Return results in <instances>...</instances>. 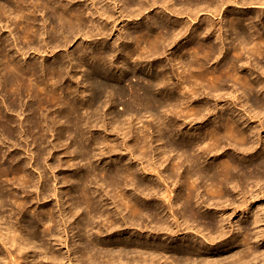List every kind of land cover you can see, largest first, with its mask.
Listing matches in <instances>:
<instances>
[{
  "label": "bare ground",
  "instance_id": "6f19581e",
  "mask_svg": "<svg viewBox=\"0 0 264 264\" xmlns=\"http://www.w3.org/2000/svg\"><path fill=\"white\" fill-rule=\"evenodd\" d=\"M28 1L17 0V9L21 13H19V19H23L26 24L23 26L22 35L19 38L26 41L28 48L19 47L13 41L14 44L11 49L13 53L9 54L11 50L7 51L6 46L3 47L2 43L0 44V86L10 96V105L5 104L6 109L4 112L0 105V131L6 138H10L12 135H19L21 139L23 136L19 133L27 130L37 146H34L36 150L29 148L27 152L24 150L28 154L26 155L28 156L27 161L19 160L20 156L17 157L16 154L9 157L12 164L16 162L14 165L4 167V163L2 164V161H0V264H66L64 262L65 259L68 264H79L82 262H88V264H264V209L261 206V208L256 207L253 202V196L248 197L249 193L244 190V187H247L246 185L249 183L258 186V188L256 187L257 189L255 188L257 193L262 190L259 184L262 183L264 189V154L260 153L258 155L259 160L256 159L249 165L243 164V161L246 162V160L254 157H244L245 154H248L247 152L250 153L253 150V145H248L250 142L249 134L240 127L241 123H246L249 120L255 119L258 121L259 115L264 118V89L260 80L251 78L252 74H241V72L240 75L237 68L238 59H241L245 53L246 57L247 53H251L250 55H257V57L264 59V9L260 13L261 17L257 19L255 18L256 16L251 15L252 13L249 15L246 10L240 7L247 4H257L264 8V0H85L89 2V6L85 3L88 6L87 10L82 5L71 3L67 6L68 3L65 0H41V4L38 3L40 9L49 12L46 19L43 17L44 20L42 19V22H44V25L41 28L38 24L36 28L33 23L35 19H33L34 16L32 17V15L34 14L32 13H36V5L32 12L27 13L25 11L26 6L24 5ZM35 1L37 3L39 0H34V4ZM226 3L233 5V13L225 9L224 5ZM239 3L241 4L240 6H238ZM154 6L159 9L157 17L148 18L145 22L138 23L137 26L126 33L120 31L121 38H130L133 42L132 46L127 44V47L123 46V50L120 51L131 49L125 52V55L137 54L139 58L145 53L141 51L146 50V53H148L147 57L150 58L160 54L164 47H173V44L177 46V50L172 54V60L175 65L179 66L178 80L170 82L174 79L176 73L168 71L169 67H165L167 69L163 68L165 70L161 72L162 76L157 75L148 79V83L154 87L163 85L162 88L167 89L169 87L167 86L168 83L173 85L169 88L170 91H167L166 100L159 102L148 99V102H152L154 105L158 103L161 107L165 106V108L167 106L169 108V105L173 106L174 102L185 105L182 109L180 107L179 111L173 107L166 111L165 114L170 115L169 117L167 115L168 122L162 125V121V127L157 129L159 134L155 140L157 143H162L156 146V157H149L147 152V149L151 150L152 144L155 142L154 139L150 140L148 133L144 135L141 133L143 136H139L140 133L131 134L135 122H133L134 124H129L125 121L123 116L126 113L124 112L121 118L129 124V127H125V133L122 134L124 144L120 148L118 143L113 150L114 152L120 148L127 152L126 156L119 157L120 159L117 158L113 165L114 170L124 162V166L120 170L115 172H109V170L108 172H105V170L102 172L101 170V173L95 168L90 171L85 170L80 175L74 173L71 174L73 175L71 177H67V175L59 178V175L66 171L63 164L54 165L60 168L56 172L57 168L55 169L51 166L53 164L44 163V167H47V165L50 167L51 179L46 174L47 170L42 169L41 165V160L45 153L44 149L41 148V143L46 142L47 137L40 126L45 121L47 130L50 132L52 125L54 124L55 126L56 124L55 121L52 124L49 116L44 117V121L42 118H37L36 110H39L44 103L46 106L47 102L55 100L53 99V94L57 90L65 68L61 60V62L54 61L52 65L41 64L37 66L36 64L26 63V55L31 52L30 50L34 54L42 52L39 47L35 45L31 47L29 45L35 43L38 37L45 33L47 35L48 33L49 35L50 33L56 34L60 29L64 33L66 27L70 29L69 33H71L70 35L68 34L69 36L75 31L80 33L86 29L88 23H90L92 31L97 29L99 31L98 34H105V30L117 28V23H123L126 18L138 16L141 19L146 18L148 14L145 11ZM13 9H16V7ZM3 11L4 9H0L1 15L6 13ZM166 11L168 14L175 16L186 14L187 18L190 19L189 22L193 21V17H197L200 11H207L215 16L219 15L220 19L218 18L219 21L217 20L218 23L215 25L209 21L204 24L199 20L200 23L196 25V22L193 27L190 25L191 23L183 24L182 22L171 20V17L163 16ZM86 14H88V17H86ZM2 17L4 18V16ZM47 20H49L50 29L47 28ZM6 23L0 22V29L7 28L10 34H14L13 28H9ZM41 29L45 30L44 33ZM248 29H254L253 33H248ZM188 30L191 31L189 38L185 42L179 43L185 31ZM203 31H206L207 37L211 36L213 40L211 38L198 39ZM66 32L68 33V30ZM230 32L235 35L234 41L237 42L229 46L231 53H234L235 57L230 60L223 59L225 61H221L223 63L219 61L221 63L219 66L210 69L205 67V64L210 59H217L223 53L224 48L221 45V40L223 36ZM86 33V31L83 32V34ZM61 35L64 34L61 33ZM65 37L64 35V38L59 41L63 42ZM2 40L0 37V41ZM15 40H17L16 36ZM68 41L66 38L63 43L67 44L70 42ZM26 44L24 43V45ZM143 44L145 46H142ZM48 45L47 42L44 43V51L46 53L54 52L55 48L50 50ZM57 45L55 46L57 47ZM103 53L106 52L104 51ZM21 55L25 59L24 63H20L17 58ZM186 55L188 59L184 61ZM107 57V54L103 56V58ZM92 58L93 60L96 59L97 55H93ZM103 61L105 62V60ZM183 62L186 64L185 66L191 69L189 74L179 71ZM171 63L174 66L173 62ZM91 64L86 72L89 71V77L97 80L96 74H102L104 67L102 68L98 64ZM161 65L158 66L160 67ZM195 65L201 67L200 71H196ZM261 68H263L262 71L264 73V66ZM32 77L37 83H40L39 86L47 79L54 81L51 83L52 86L50 85L52 89L46 92L49 93L48 96H51L49 99L48 96L43 98L44 96L40 94L42 92L37 91L38 89L35 90L32 81L29 82ZM205 81L207 85L204 84ZM230 81L233 83L231 86L228 85ZM185 82L188 87H186L187 85L182 87ZM202 82L206 85L205 89L214 92L213 95L217 94V97L220 93L224 94L222 93L223 91L226 92V90H223L225 88H228V90L230 88V92L227 95L231 97H234L236 91L242 90L240 92L243 94V98L245 97L242 100V107L249 106L253 115L251 116L252 113H248L247 117H245L244 113H246V110H243V116L230 114L224 118L220 125L209 124L207 125L208 127L202 128V131L195 130L193 133H182L178 138H175V134L171 135L168 133L165 135L162 132V128L166 129L167 127L176 126L175 117L179 113H182L184 119L189 118L188 124L192 123L193 127L196 120L200 119L199 117L205 110L203 103H197L200 102L197 93L199 88H201L200 86H202ZM92 84L94 87L96 81L95 84ZM35 85V87L39 88L36 83ZM136 89L138 90L137 87ZM141 89L144 91L141 93L143 96H149L148 88H140V91ZM70 92L72 91L70 90ZM29 93L36 99V108L31 105L30 109L33 112V116L25 120L26 123L20 121L18 123L15 120L16 117L14 119L11 116L12 114H10L16 110L12 108V105L21 96L24 94L28 96ZM179 93H182L183 97L178 95ZM257 93L263 96L261 100L255 95ZM118 94L120 93L116 95ZM251 94L255 95L252 101H250ZM138 96L136 99H138ZM222 96L220 95L216 100H219L218 103L225 105L227 101H224ZM139 98H141V95ZM239 98L241 100L242 97ZM79 103L83 102L80 101ZM79 103H69L71 108H69L70 105L68 104L66 107L75 111L76 107L80 105ZM233 106L235 107V105ZM82 107L84 108V105ZM148 111L150 116H155L156 113L151 110ZM20 113H17V117ZM211 115H215V112H211ZM115 119L117 120V118ZM135 119H137V121L135 120L137 124L142 121L138 116ZM240 119L242 122H240ZM78 121H81V119H78ZM14 125L20 127V132L14 134L12 129ZM258 126L263 128L264 122L260 121ZM21 127H26L27 129L21 130ZM126 128L129 129L127 130ZM127 135L129 136L126 137ZM233 143L235 145L233 150H239V154H242L239 158L228 155L224 151L225 145H232ZM101 144L106 147L109 144V140L104 138ZM12 147L14 148V145ZM15 147L17 148V146ZM50 149H52L51 144ZM104 150L105 148L103 147L101 151L105 152ZM219 151H221V155L215 156ZM262 151H264V147ZM106 153L108 154L109 151ZM210 155H212L213 159L211 161L207 160V163L202 165L205 160L201 161V159ZM127 156H129L128 161L129 159L136 162L140 160V162L138 161L140 167L134 168L129 162L125 163ZM31 168L39 171V180H37L38 178H35L36 181L33 180L32 171L28 172ZM95 170L103 175L102 179H100L101 182L97 179L99 174H96ZM5 171L7 174H11L12 180L14 178L17 183L16 181H13V183L7 181L8 183H5L2 180L3 172ZM139 171L140 175H138ZM62 179L63 181L60 182ZM70 181L73 185L69 187L67 192H64L63 188L58 187V183L65 185ZM14 184L16 186H11ZM6 185H10V187H6ZM230 186L231 189L236 190L235 193L238 196V202L233 205L230 204L232 212L238 210L240 218L234 224L233 222L230 223L228 230H226L223 222L233 214H227L228 205L224 203L229 200L230 193L226 189ZM29 187L33 189L31 191L32 194L28 196L25 193V188ZM179 187L181 190H179ZM30 188L29 191L31 190ZM107 188H110V190H107ZM201 188L209 197L205 199L208 202L206 204L200 201L199 190ZM73 192H76L77 195L75 196ZM65 196L68 198L65 199ZM49 197L52 198L48 200ZM41 200H47V203L38 205ZM125 212L126 214H124ZM27 214L31 216H27ZM95 219L99 220L96 221ZM168 219L173 220L174 223L168 221ZM246 219L249 221L246 222ZM95 221L96 226H93ZM144 221H147L146 224ZM76 228H78V232H83H76ZM94 228L96 231H93L96 232L97 239L92 237L90 232L87 235L84 232L85 229L92 231ZM185 230H191L194 235L179 233L181 231L185 232ZM76 234L79 237V241H77L80 246L81 244L83 246L80 247L77 244L78 242H74L71 246L72 249H70L66 243L67 238L71 236V238L75 239ZM103 234L106 237L100 239ZM196 236H199V238ZM60 245L64 246L67 252L73 255V259H71V256H65L61 252Z\"/></svg>",
  "mask_w": 264,
  "mask_h": 264
},
{
  "label": "rangeland",
  "instance_id": "374dc122",
  "mask_svg": "<svg viewBox=\"0 0 264 264\" xmlns=\"http://www.w3.org/2000/svg\"><path fill=\"white\" fill-rule=\"evenodd\" d=\"M33 1L34 0H29L27 2V4L24 5V6H26L25 11L27 13H29V12H32L35 8L37 9L36 13H32V14H34V15H32V17L34 16L33 19H35V21L33 23H34L36 28L38 27V25L41 28L44 25L43 24L44 22H42L44 20L43 17H45V19H46L47 16L49 15V12L48 11L46 12V11H43L40 9L38 3L41 4V0L37 1V3L35 1V4ZM86 1L85 0H71V1L65 0V2L68 3L67 6H69V4L72 3L74 5L85 6L84 8L88 9V6H89L88 3L89 2H86ZM0 2H1L0 3V5H1L0 9H4L3 12H6L7 15L8 14L10 15V16L9 15L7 16L6 13H4V15H1L2 13H0V15H1L0 16V22L3 24H5L7 22L6 24L9 26V28H11V29L13 28L12 31L14 33V34H10L9 29H7V28L6 29L5 28L0 29V37L3 39L2 41H0V44L2 43L1 45L3 47L6 46L7 51L8 50L10 51L12 49V46L14 44L13 41L16 44H18L19 47H24L27 49L28 45L26 44V41L19 38V36L22 35V31L24 28L23 26H25L26 24L23 22L24 21L23 19H21V18L19 19V16L21 13L17 9V0H7V1L6 0H0ZM85 3L88 6H86ZM35 5H36V7H35ZM97 5H99V4H97ZM240 5L241 4L239 3L238 6H240ZM15 7H16L17 11H16V9H13ZM155 7H157V6H154L151 9H147L145 11L148 14V16L146 18L141 19L140 16L135 17V18H131V17L126 18V20L123 23H121V24H120V22L117 23V28L105 30V34H98L99 31H97V29L96 30L93 29V31H92V29L90 27V23H88L89 26L87 25L86 29L80 33L75 31L74 32L75 34L72 33L73 35L71 34V36H69L71 32L69 33L70 29L66 27L64 33H63L62 29H60L61 32H60V30L58 31L59 33L58 32H56V34L50 33V35H52V36H50L49 33H48V35L45 33V34L39 36L40 38L38 37V39L35 43L29 45L31 47H33L34 45L36 47H39L40 51H42V52L34 54V53H32V50H30L31 52H29V54L26 55V63H32V64H36L37 66H40L41 64H43V65H50L51 64L52 65L54 61H56V62L62 61V64H63L65 70L67 69L66 71L64 70L66 73L63 71L64 74H63V77H62L60 83L58 84L59 87L57 86V90L53 94V99H55V100H52L51 102H47L46 106L44 103L43 106L39 110H36L37 118L43 119L44 117L49 116L52 120V124L54 123V121L56 124L55 126H54V124L52 125L50 132L47 130L46 122L44 121V119H43L44 122L40 126L41 130L43 131V133L46 134V137H47V139H46L47 144H46V142L41 143V148H43L45 151V153L43 154L44 156L41 160V162H42L41 165H42V169L47 170L46 174L51 179H52V173H50L51 172L49 170L50 167H49V165H47V167H44V163L47 164L49 162L50 165L53 164L51 166H53L55 169L57 168L55 166H58V163L63 164L64 170H66V171L63 174H60L59 178L60 177L62 178L63 176H67V175H68L67 177H69V176L71 177V176H73L71 174H74V173L76 175H80L83 172H85V170L90 171V170L95 169V168H97L98 170L97 169L96 170L100 171V172H101V170H102V172H104L103 170H105V172H108V170H109V172H111V171L115 172V171L120 170L124 166V164H123L124 162H122L121 165L116 167V169H114V170H113V168H114L113 165H114L115 160L117 158L120 159L119 157H124L127 154V152L125 150L120 149L121 146L124 144V137L122 136V134L125 133V127H129V124L133 123V122H135V124L133 123L134 127L132 129L133 132L131 131V134L140 133L139 136H141L142 135L141 133H143V135L145 133H148V135L150 137L149 139L150 140L154 139L155 142L152 144L151 150L147 149L148 150L147 152H148L149 157L150 156L156 157V155H157V150H155L156 146L162 143V142L157 143L155 140V139H157V136L159 134L157 132V129H159V127H162L161 126L162 121H163L162 125H164L165 123L168 122L167 120H168V117L170 115L165 114L166 111L172 107L178 109L177 111H179L180 107L182 109L185 105L182 103L174 102L176 105L175 104L173 106L169 105V108H168V106L165 108V106L161 107L158 103H156L154 105L152 102H148V99L151 101L156 100L159 102H163L164 100L167 99L166 95L170 91L169 88L173 86V85H170L171 83H168L167 86H169V87H167V89H163L162 88L163 85L159 86L160 88L158 86L154 87V86H152V84L148 83V79H150L151 77L157 76V75L162 76L163 74L161 75V72H163V70H165L169 67L167 69L168 71H170V72L172 71V73H174V74L176 73L174 79L170 82H173V81L176 82L178 80L179 76L177 75V73H179L178 72L179 66L175 65L174 61L172 60V54L174 51L177 50V48H176L177 46L173 44V47L172 46L171 47H164L162 52H160V54L154 55L150 58L147 57L148 53H146V50L141 51V52H145V53L142 54V56H140L139 58H138L137 54L136 55L133 54L131 56L128 55L129 57L126 56L127 54L125 55V52H128L131 49H127L126 51H120V50H123V46L127 47L126 46L127 44H129L130 46L133 45V42L131 41L130 38L129 39H126L123 37L121 38L120 31H123V33H126L128 30H132L133 27L137 26L138 23H143L148 18L157 17V14H158L157 12L159 11V9L155 8ZM224 7L227 11H230V13H233V10H232L233 5L232 4L226 3L224 5ZM240 7H242L243 10H246L249 15L252 13L251 15L256 16L255 18H257V19H259L261 17L260 13L262 12V9H264L262 6H259L257 4H247V5H242ZM7 8H9L10 10ZM27 9H28V11H27ZM29 10H31V11H29ZM14 12H16V13H14ZM87 15L88 14H86V17H88ZM2 16H4V18ZM163 16H167L169 18L171 17V20L182 22L183 24L191 23L190 25L193 27L195 26L196 22H197L196 25L198 23H200L199 20L204 24L207 21H209L211 24L215 25L216 23H218V21L220 19L219 15L215 16L214 14L212 15L210 12H207V11H200L198 13L197 17H193L194 20L192 18L193 21H190V22H189L190 19L187 18L186 14H179V15L175 16V15L168 14L166 11V12H164ZM195 18H196V20H195ZM205 19H206V21H205ZM46 24H47V28L50 29L51 26L49 25V20H47ZM204 24H202V25H204ZM260 26H262V25L260 24ZM66 30H68V33L66 32ZM42 31L44 33L45 30L43 29ZM85 31L87 32L86 33L87 35L83 34V32H85ZM247 31H248V33H253L254 29H250V30L248 29ZM250 31H252V32H250ZM61 33L66 36L65 39L67 38L70 41V42L68 41L69 43L64 44L63 42L65 41V39H63L64 40L63 42L59 41V40H62V38H64V35H61ZM190 34H191L190 30L185 31L184 36L181 37L179 43L185 42L189 38ZM15 36L17 37V40H15ZM208 38H211V36L207 37L206 31L205 32L203 31V33L199 36L198 39L205 40ZM234 38H235V35L232 34L231 32L227 33V35L223 36L222 40H221L222 41L221 45L224 48L223 53L220 54L217 59L216 58L210 59L205 64V67H208L210 69V68H213L215 66H219V64L225 62L224 60H230L231 58H234L235 57L234 53H231L232 51L229 48V46H231L232 43H235V44L237 43L234 41ZM211 39L213 40V38H211ZM46 42L49 44L48 46H49L50 50L55 48L54 52H52V53L47 52L46 53L44 51L45 49L43 47H44V43H46ZM61 42L63 43V45H61L62 44ZM24 43L26 45H24ZM58 43H60V44H58ZM57 44L59 45V47ZM144 44L142 46L146 45V44L145 45ZM55 45H57L58 48ZM64 45H66V46H64ZM104 51L106 53H103ZM11 52H12V50L10 51L9 54L13 53V52L12 53ZM105 54L108 55L109 59H108V57L103 58V56ZM247 54H248L247 57H246V53H245L244 56H242V58L238 59V61H237V68L239 70V74L241 72H242L241 74H243V73L252 74L251 78L256 79V80H260L262 82V86L264 89V73L262 71L263 68H261L262 66H264V59H262L259 56L257 57V55H255V56L250 55L251 53L250 54L247 53ZM93 55H97V58L94 60L92 58ZM21 56H18L17 58L19 59L20 63H24L25 59L23 56H22L23 58ZM87 56H89V57H87ZM110 56H111V59H110ZM82 57H83V59H81ZM86 58H88L89 60ZM187 59H188V56L186 55L184 57V61H186ZM103 60H105L106 63ZM107 60H109V61H107ZM93 61H95V62H93ZM101 61H103V62H101ZM219 61L220 62L223 61V62L219 63ZM171 62H173L174 66L171 65L172 64ZM91 63H93V65L98 64L102 68L104 67L102 74H98V75L96 74L97 80H95V79L93 80L92 78L89 77V71L86 72L87 70H89L88 68L92 65ZM161 64H164L165 66L161 65ZM158 65H161L160 66L161 68ZM169 65L171 66V69H170ZM185 65L186 64H184V62H183L181 64L182 68H180L179 71H183L184 74H189L191 69H189V67H187ZM248 66H250L249 69H247ZM165 67H167V68H165ZM163 68H165V69H163ZM194 68H196V71H200L201 67H199L198 65H195ZM105 72H107V73H105ZM68 76H70V77L68 78ZM33 79H34V77L30 78L29 82L32 81V84L34 85L35 90L38 89L37 91L42 92V93H40V92L39 93L42 94V96H44L43 98H45V96L47 97L49 93H46V92H48V90L52 89L51 83H53L54 81L53 80L51 81V79H47L49 81L45 80V82L43 84L41 83V85L39 86L40 83H37L36 80L35 79L33 80ZM89 81H93V82H89ZM95 81H96V85H94V87H93L92 83L95 84ZM184 81H185V79H184ZM35 83L37 84V86H39V88L35 87L36 86ZM147 83H148V86H147ZM203 83L204 82L201 83L202 86H200L201 88H199V91L197 93L198 99L200 101L197 103H200V104L203 103L202 105H205L204 106L205 110H203L202 115L199 117L200 119L196 120L195 125L193 127L192 123L188 124L189 118L184 119L182 113H179L175 117V119L177 121L176 126L167 127L166 129L162 128V132L165 135L168 133L171 135L175 134V138H178L182 133H185V134L186 133H193V131H195V130H197V131L201 130L202 131L205 127H208L207 125H209V124L210 125H220V123L224 121V118L229 116L230 114L243 116V113H244L243 110H246V113H244L245 117H247L246 115H248V113H252L251 116L253 115V112H250L249 106L242 107V105H243L242 100L245 99V97L243 98V96H242L243 94H241V92H240L242 90L236 91L235 92L236 96L234 95V97H231V96L227 95L230 92V88H229V90H228V88L223 89V90H226V92L223 91L222 93H224V94L220 93L218 95V97L220 95L221 96L223 95L222 99L224 101H227V103L225 105H223L222 103H218L219 100H216L218 98L217 94L213 95L214 92H212V91L210 92V90L205 89L206 88L205 86L207 85L206 81L204 83L206 85H204ZM228 83H229L228 84L229 86H231L233 84V83H231V81ZM185 85H187L186 82L182 85V87H184ZM203 85H204V87H203ZM64 86H66V87H64ZM133 86H134V88H132ZM234 86H236V85H234ZM41 87H43L45 89H43ZM136 87L138 88V90L136 89ZM186 87H188V85ZM46 88H48V89H46ZM72 88H73V90H72ZM140 88H148L149 96H143V94H141L143 90L141 89V91H140ZM111 89H112V91H111ZM60 90H62V91H60ZM70 90L72 92H70ZM118 90H120V91H118ZM95 91H97V92H95ZM121 91L123 92L122 94H121ZM132 92H134V93H132ZM117 93H120V94L116 95ZM137 93H139L141 95V98H139L140 95ZM109 94H110V96H109ZM113 94H114V97H113ZM181 94L182 93H179L178 95L183 97V95H181ZM30 95H31L30 93L28 94V96H27V94H24L18 100H16V102H14L15 103L14 105H12V108L16 109L15 110L16 113L11 112L10 114H12L11 115L12 118L15 119V117H16L15 120L18 123H20V122L26 123L25 120H27L29 117L33 116V112L30 108H31V105H34V108H36V103H35L36 99L32 95L31 96ZM255 95L259 98V100H261L263 98V96L260 95V93H257ZM137 96H138V99H136ZM142 96L144 97V99ZM254 96L252 94L250 95V101H252V98ZM49 97H51V96H48V99H49ZM239 97H242L241 100ZM3 101H4V103H3ZM80 101H82L83 103L80 104L79 103ZM77 102L82 106L84 105V108L82 106L78 105L79 108L77 106L75 111H72L71 109H69V108H71V105H70L71 103L76 104ZM89 102H92V103H89ZM48 103H50V104H48ZM121 103H124V104H121ZM250 103H252V102H250ZM250 103H248V104H250ZM5 104L8 106L10 105V96L0 86V105L3 109V112L6 109ZM67 104L70 105L69 108L66 107ZM179 104L182 106H180ZM87 105L91 106V107H88ZM222 105H223V107H222ZM233 105H235V107ZM4 106H5V108H4ZM126 106H128L130 109L128 107H127L128 109L125 108ZM224 106L225 107L227 106L228 108L227 107L225 108ZM131 107H132V109H131ZM47 108H49V109H47ZM134 108H135V110H133ZM131 110H133V111H131ZM148 110H151L152 112L156 113L155 116H150V113ZM209 110H210V112H209ZM20 111H21V113H20ZM130 111L133 112L134 115ZM134 111H138V112H134ZM18 112L21 115L19 114V116L17 117ZM29 112H31L32 114ZM124 112L127 115L126 114L124 115ZM211 112H215V115H211ZM121 113H122V115H121ZM138 113H139V115H137ZM29 114H30V116H29ZM167 115H168V117H167ZM117 116L120 118H118ZM122 116H123L124 120L127 121L129 124L127 122H124V120H122V118H121ZM125 116H127L128 118ZM137 116L140 117V119L142 120L138 124L136 122L137 119H135V117H137ZM259 116L260 117H258L259 118L258 121L255 119H252L246 123L240 124L241 125L240 127L242 129H244L246 131V133L249 134L248 138H249L250 142L248 145H253L252 146L253 150L250 151V153L247 152L248 154H245L244 157L245 158H251V156H252L254 158L250 159V160H246V162L243 161L244 165L245 164L249 165L251 162L256 161V159L259 160L258 155L260 153L264 154V151H262V148L264 147V127L259 128V126H258V123L260 121L264 122V118L262 115H259ZM165 117H166V119H165ZM115 118H117V120ZM78 119H81V121H78ZM130 120L131 121L133 120V121L131 122ZM201 122H202V124H200ZM240 122H242L241 119H240ZM144 124L146 125V127L143 128V126H145ZM139 127H140V129H139ZM145 128L146 129L150 128L149 129L150 131L148 129L146 130ZM170 128H172V129H170ZM12 129L14 131V134L17 132H20V127L17 125H14ZM23 129L26 130L27 128L21 127V130H23ZM126 129L128 130L129 128H126ZM191 129H192V131H191ZM138 130H140L141 132L140 131L136 132ZM19 134H21V136H23V137H21V139H20L19 135H12L10 138H6V136L2 135V132L0 131V135H1L0 136V144H1L0 145V153H1L0 154L1 155L0 161H2L1 162L2 164L4 163L3 164L4 167L11 166V165H14L16 163V162H13V164H12L11 160H9V157L11 155L16 154L17 157L20 156L19 160L27 161L28 156H26V155H28V154H26V152H27L28 148L32 149V150H36V148L34 146H37V145L34 143L33 138L30 136V134H28L27 130L25 132L21 131V133H19ZM27 135L29 136V138ZM129 135H127L126 137H128ZM104 138H107L109 140V144H107L106 147L104 144H101V142L103 141ZM9 140H10V142H8ZM17 140H19V141H17ZM21 140H23V141H21ZM48 143L51 144L52 149H50V144H48ZM118 143H119V145H118ZM2 144L5 146L7 144L8 147L9 146H11V147H9L10 148L9 149L7 146L5 147ZM12 144L14 145V148L12 147L13 146ZM102 145H104V146H102ZM117 145L120 146V148H118V149L121 151L116 149L115 151H117V152H115V151L113 152L114 147H116ZM15 146H17V148ZM234 146H235L234 143L232 145L227 144V145H225L226 148L224 151H226V154H228V155H233V156H236L237 158H239L240 156H242V154L241 155L239 154V150L234 151L233 150ZM47 147H49V148H47ZM103 147L105 148V150H104L105 152L101 151ZM49 149H50V151H49ZM107 149H110L112 151L107 150ZM7 150H8V152H7ZM24 150L26 152H24ZM154 150L156 151L155 154H154ZM46 151H47V153H46ZM107 151H109L108 154L106 153ZM88 152H90V153H88ZM48 153H50V154H48ZM2 154L4 157L2 156ZM18 154H20V155H18ZM101 154L103 155V157ZM219 155H221V151H219L215 156H219ZM255 155H257V156L255 157ZM128 157L129 156H127V160L125 159V163L129 162V164L131 166H133L134 168H138V166L140 167V165H139L140 160H138L139 162L137 161L138 163L135 160H131V159H129V161H128ZM212 159H213L212 155L208 156L207 158L203 157L201 159V161H204V160L205 161L202 163V165L206 164L207 160L211 161ZM28 167L30 168V166H28ZM58 168L55 170L56 172H58L60 170V168H59V170H58ZM31 169H29L28 172L32 171L31 176H32L33 180L36 181L35 178L36 179L38 178L39 171H37V169H35L36 171L34 169H32V170ZM96 170H95V173L99 174L97 179L99 180V182H101L100 179H102L103 175L100 174V172H97ZM48 171H49V173H47ZM3 173H4V176H3L2 180L5 183H8L9 181H10L9 183H13V181H16L14 178L12 180L11 174H7L6 171ZM139 173H140V171L138 172V175H140ZM33 174H35V175H33ZM100 175H102V176H100ZM37 180H39V178ZM62 181H63V179L60 180V182H62ZM71 181L75 182L74 180H71ZM71 181L65 185L58 183V185H59L58 187L63 188L62 190L64 192H67L69 187L71 185H73V183ZM51 182H52V180H51ZM16 183H17V181H16ZM7 186L10 187V185H6V187ZM11 186H16V184L11 185ZM246 186L247 187H244V190L249 193L248 197L253 196L254 205L256 207H259V208L262 207L264 209V189H263L262 183L259 184V186L262 187L261 188L262 190L260 193H257V191H256L258 186H255L251 183H249ZM29 188H25V193L28 196L30 194H32L31 191L33 189V188H30L31 190L29 191ZM228 188L226 190H228V193H230L229 197H228L229 200L227 203L226 202H224V203L228 205L227 206V214H231V213H233V214H231V216L229 217L230 219L228 218L229 220L227 219L226 221L223 222V225L226 228V230H228L230 223L233 222V224H234V222H236L240 218V213L238 212V210L232 212V208L230 205V204L233 205V204L238 202V199H237L238 196L235 193L236 190L231 189V186ZM202 189L203 188H201L199 190L200 201H202L203 204H206L208 202H206L205 199H207L209 197H207V195L205 194V191ZM107 190H110V188L109 189L107 188ZM179 190H181L180 187H179ZM73 194L75 196L77 195L76 192H73ZM67 196H65V199L68 198ZM51 198L52 197H49L48 200H50ZM30 203L34 204L33 202H30ZM46 203H47V200H41L38 205H42V204H46ZM163 203H165V202H163ZM124 214H126V212ZM28 215H30V214H27V216ZM98 220L99 219H97L96 221H98ZM96 221L94 222L95 225L93 224V226H96ZM168 221L174 223L173 220L168 219ZM247 221H249V220L246 219V222ZM146 222L147 221H144L145 224H146ZM242 222H245V221H242ZM143 226H142V228L145 227V226L144 227ZM85 230H84V232L86 235L90 232L91 236L94 237L95 239H97L98 236L96 235V232H94V231H96L95 228L92 229V231L90 229H85ZM144 231H145V229H144ZM144 231H142V232H144ZM76 232H78V228H76ZM82 232H78V233H82ZM179 233L180 234L181 233H189L190 235L193 234L191 230H185V232L181 231ZM77 234L74 237L75 239L71 238V236H69L67 238L66 243L70 247V249H72L71 246L74 242L79 241V237ZM104 237H106L105 234H103L100 237V239H102ZM196 237L199 238V236H196ZM77 244H79V246H80L79 242ZM79 246L77 245V247H79ZM81 246H83V245L81 244ZM263 246H264V243H263ZM60 248H61V252L65 256H67V255L71 256V259H73L72 258L73 255L70 254V252H67V249L64 246L60 245ZM64 262L66 264H68V262H66V259L64 260ZM79 264H88V262H85V263L82 262Z\"/></svg>",
  "mask_w": 264,
  "mask_h": 264
}]
</instances>
